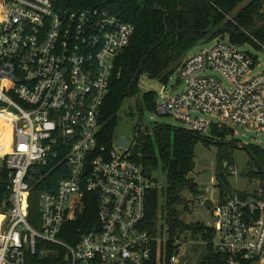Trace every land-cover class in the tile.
Wrapping results in <instances>:
<instances>
[{
	"label": "built area",
	"instance_id": "1",
	"mask_svg": "<svg viewBox=\"0 0 264 264\" xmlns=\"http://www.w3.org/2000/svg\"><path fill=\"white\" fill-rule=\"evenodd\" d=\"M0 7V120L12 125L9 152L0 154L11 190L0 205V264H188L182 231L169 226L165 240L162 220L154 233L146 228L157 181L131 151L121 152L128 144H102L104 106L135 26L100 9L62 11L55 0H2ZM241 48L225 36L188 55L176 71L187 90L157 97L154 113L201 136L229 125L264 133V74L247 80L256 58ZM224 168L237 174L227 162ZM39 186L40 229L30 222ZM90 197L94 225L72 230ZM211 211L215 224L206 227L214 236L203 241L220 263L264 264L263 191L221 198Z\"/></svg>",
	"mask_w": 264,
	"mask_h": 264
},
{
	"label": "trees",
	"instance_id": "2",
	"mask_svg": "<svg viewBox=\"0 0 264 264\" xmlns=\"http://www.w3.org/2000/svg\"><path fill=\"white\" fill-rule=\"evenodd\" d=\"M55 2L62 11L85 9L107 11L123 18L136 28L130 47L118 61L121 75L113 80L104 106L102 144L106 146L112 145L115 141L124 104L129 98L139 94V81L143 75L167 84L190 51L205 39L213 40L229 35L231 42L235 44L245 45L250 42L259 47L251 37L241 31L242 29L264 44L263 0H55ZM145 59L144 68L136 79ZM156 98L157 94L154 92L144 94V101L141 104L143 112L155 111ZM156 130L153 135L140 132L136 136V144L131 150L132 159L150 175L162 165L167 175L168 186L151 194L146 228L154 233L158 222L162 220L171 227V232L175 233L187 229L180 221L177 211V207L183 204L182 192L187 190L196 196L201 195L198 185L190 178L196 168L195 149L200 142L205 146H211L212 142L210 138L186 130L174 131L167 126L158 127ZM211 135L220 141L217 144L220 149L226 145L239 147L236 142L226 144L235 136L234 130L229 127L215 126ZM248 148L253 154L255 169L248 176L260 182L264 193V148L256 145H250ZM226 162L232 166L231 154L220 153L216 182L222 199L242 195L233 190L226 180L229 170L224 168ZM44 189L45 187L39 186L35 193L41 194ZM10 194L9 172L3 169L0 172V205L8 202ZM92 198L90 197L86 203L79 221L70 226L72 230L76 231L81 227L85 229L87 222L94 225L97 207L94 202L92 203ZM193 233L196 237H202L204 241H210L214 236L212 230L204 225L193 228ZM209 251L203 264H221L220 257L213 254L212 249ZM170 255L172 250L169 251Z\"/></svg>",
	"mask_w": 264,
	"mask_h": 264
},
{
	"label": "rangeland",
	"instance_id": "3",
	"mask_svg": "<svg viewBox=\"0 0 264 264\" xmlns=\"http://www.w3.org/2000/svg\"><path fill=\"white\" fill-rule=\"evenodd\" d=\"M218 39H205L197 46H195L189 56L200 54L206 51H210L214 48ZM230 38L226 35V39ZM263 44V43H262ZM263 47H256L254 44L247 42L245 45H241V50L248 52L256 58V66L252 68L247 80L254 76L264 74V44ZM225 84L228 85L227 81ZM188 86L184 81H180L177 73L173 75L171 80L164 84L159 79H152L147 75H143L139 81V94L133 98H129L123 107L122 117L118 124L115 140L122 138L127 139L128 146L125 149H121V152L131 151L136 144V136L142 131L141 110L138 104L137 98L141 104L144 101L143 97L145 93L154 92L159 96L163 94L168 96L169 100L175 99L181 96ZM143 112L147 122V132L153 133L156 128L167 126L174 131L188 130V127L173 118L172 116H158L154 112ZM194 116L207 119L211 122L217 123L218 118L210 114L192 113ZM9 124L4 128L2 124L1 129L8 130ZM229 128L233 129L235 136L229 139L226 144L230 142H236L239 145L238 148L230 147L226 145L225 148L220 149L217 144L220 141L215 139L211 133L203 135L205 138H210L212 142L211 146H205L200 142L196 149V168L191 175V179L198 185L201 191L200 196H196L189 191L182 192L183 204L177 207L180 221L187 227L182 231L181 239L184 242V254L182 261L188 264H203L206 257L209 255V246L203 241L202 237L194 236L193 228L197 226H207L213 228L215 224L212 211L207 208L208 202L217 203L221 200L220 190L217 188L216 173L219 164V154H231V160L233 162L232 167L236 169L237 174L232 175L228 170L226 180L230 184L233 190L242 195H253L256 192L263 191L261 184L258 180L251 179L248 175L254 169L252 156L247 150L242 149L241 146L248 147L250 145H256L264 148V133H256L251 128H242L239 126L229 125ZM4 128V129H3ZM146 133V134H148ZM9 136V133H8ZM153 137V136H152ZM1 142V141H0ZM152 178L155 179L160 187V191L164 190L168 186V179L166 173L163 171L162 165L158 170L154 171ZM30 222L33 226L40 229L41 225V195L40 193H33L30 202ZM161 226H164L165 233L164 239H170L169 225L162 221Z\"/></svg>",
	"mask_w": 264,
	"mask_h": 264
},
{
	"label": "bare ground",
	"instance_id": "4",
	"mask_svg": "<svg viewBox=\"0 0 264 264\" xmlns=\"http://www.w3.org/2000/svg\"><path fill=\"white\" fill-rule=\"evenodd\" d=\"M2 0H0L1 5ZM1 8V7H0ZM1 10V9H0ZM2 124L4 125V128L9 124L8 130H2ZM3 128V129H4ZM9 133V136H8ZM11 137H12V125L6 121V118H2L0 120V152L1 155L6 154L9 152L10 144H11ZM3 216L0 215V231H1V224H2Z\"/></svg>",
	"mask_w": 264,
	"mask_h": 264
},
{
	"label": "water",
	"instance_id": "5",
	"mask_svg": "<svg viewBox=\"0 0 264 264\" xmlns=\"http://www.w3.org/2000/svg\"><path fill=\"white\" fill-rule=\"evenodd\" d=\"M155 7H156L157 9H159L158 6H155ZM165 17H166V16H165ZM237 34L240 35L241 33H237ZM149 54H151V52H149ZM146 59H147V58H146ZM146 59H145V61L142 63V65H141V67H140V71H139V73L136 75V79L140 76V73L142 72V70H143V68H144V65H145ZM135 99L138 101V104H139V107H140V110H141L142 126H143V128H144V131H146V130H147V122H146L145 116H144V114H143V108H142L141 102H140L137 98H135ZM120 119L123 120V117L121 116ZM156 132H157V130L154 131V132L152 133V135L155 134ZM147 135H151V133H148ZM119 143H120L121 146H124V147H125V146H127L128 141H127V139L122 138V139L119 140ZM241 148H242V149H246V150L248 151V153H249L251 156H253L251 150H249L248 147L241 146ZM213 206H214V203H213V202L210 201V202L207 203V208H208L209 210H211V209L213 208Z\"/></svg>",
	"mask_w": 264,
	"mask_h": 264
},
{
	"label": "flooded vegetation",
	"instance_id": "6",
	"mask_svg": "<svg viewBox=\"0 0 264 264\" xmlns=\"http://www.w3.org/2000/svg\"><path fill=\"white\" fill-rule=\"evenodd\" d=\"M151 135H152V133H151Z\"/></svg>",
	"mask_w": 264,
	"mask_h": 264
}]
</instances>
